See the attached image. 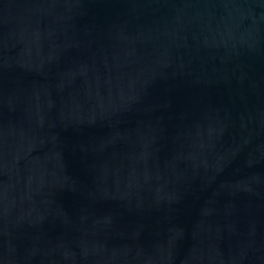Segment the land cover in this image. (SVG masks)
<instances>
[{
  "label": "water",
  "instance_id": "obj_1",
  "mask_svg": "<svg viewBox=\"0 0 264 264\" xmlns=\"http://www.w3.org/2000/svg\"><path fill=\"white\" fill-rule=\"evenodd\" d=\"M0 264H264V0H0Z\"/></svg>",
  "mask_w": 264,
  "mask_h": 264
}]
</instances>
